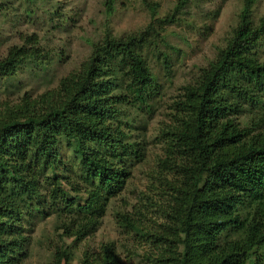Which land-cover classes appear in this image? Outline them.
<instances>
[{"label":"trees","instance_id":"1","mask_svg":"<svg viewBox=\"0 0 264 264\" xmlns=\"http://www.w3.org/2000/svg\"><path fill=\"white\" fill-rule=\"evenodd\" d=\"M254 1L241 0L238 24L177 102L179 127L171 133L174 157L167 164L173 177L164 182L165 200L152 205L161 221L138 231L129 215L118 217L147 236L154 264H264L263 117L252 115V123L242 126L230 121L258 106L254 91L264 92V64L250 57L264 44V15L252 22ZM150 31L105 33L78 72L0 115V264H19L24 257L22 210L39 198L42 180H57L62 140L88 191L82 205L64 199L76 216L58 227L61 236L78 241L98 226L108 197L129 174L124 162L141 153L119 127L125 104H143L153 84L138 51ZM31 56L24 46L10 47L0 59V79L13 76ZM69 258L58 248L51 264H69ZM94 264H119L112 243L100 246Z\"/></svg>","mask_w":264,"mask_h":264},{"label":"rangeland","instance_id":"2","mask_svg":"<svg viewBox=\"0 0 264 264\" xmlns=\"http://www.w3.org/2000/svg\"><path fill=\"white\" fill-rule=\"evenodd\" d=\"M147 2L154 5L153 11L141 0H0V59L12 46H24L33 55L23 60L13 76L0 79V115L24 101L30 103L56 88L60 79L78 72L105 33L126 36L153 27L144 33L145 40L138 48L153 78L151 90L143 104L126 103L120 115L119 131L125 140L136 141L141 152L137 159L128 157L124 162L129 174L121 190L108 197L99 224L90 235L78 241L61 236L58 227L76 216L74 210L68 211L64 199L82 205L88 186L79 179L71 147L60 141L62 163L56 170L57 180H42L39 198L27 202L22 210L20 235L25 255L19 264H51L58 248L66 249L69 264H94L100 246L106 243L113 244L119 264H154L147 236L124 226L118 217L129 215L142 230L161 221L152 205L165 200L164 182L173 177L167 164L174 157L171 133L179 127L177 102L199 68L225 44L239 22L242 2ZM262 15L264 0H255L251 7L253 24ZM32 35L34 43L23 40ZM250 57L264 64V44L255 47ZM254 96L258 106L230 116L232 125H250L252 115L262 116L264 123V92L254 91ZM165 158L169 159L166 163Z\"/></svg>","mask_w":264,"mask_h":264}]
</instances>
